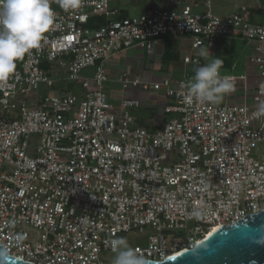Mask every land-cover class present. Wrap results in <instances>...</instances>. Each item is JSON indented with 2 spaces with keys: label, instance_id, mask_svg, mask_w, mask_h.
Segmentation results:
<instances>
[{
  "label": "built area",
  "instance_id": "obj_1",
  "mask_svg": "<svg viewBox=\"0 0 264 264\" xmlns=\"http://www.w3.org/2000/svg\"><path fill=\"white\" fill-rule=\"evenodd\" d=\"M114 1L65 11L51 0L55 21L40 46L0 81V243L25 262L111 264V240L147 225L154 232L131 247L161 261L264 209V22L247 6L222 17L213 0L199 12L153 5L119 18ZM96 17L106 21L93 26ZM166 35L189 36L194 49L243 40L259 74L251 101L201 103L189 73L154 84L122 75L126 87L164 88L175 102L156 130L136 124L138 99L115 108L106 61L134 46L152 54Z\"/></svg>",
  "mask_w": 264,
  "mask_h": 264
},
{
  "label": "crops",
  "instance_id": "obj_2",
  "mask_svg": "<svg viewBox=\"0 0 264 264\" xmlns=\"http://www.w3.org/2000/svg\"><path fill=\"white\" fill-rule=\"evenodd\" d=\"M115 1L117 2L118 0ZM194 1V6L191 5L193 10L197 12L205 10L204 0ZM258 1V5L256 2H249L245 0H235L231 4L227 5L233 9L232 13L239 10L242 6H247L251 9L252 19L257 23H263L264 7L262 5H264V2H262V0ZM260 3L262 5H260ZM151 6H142L140 11L142 12ZM113 7L120 9L118 16L134 15L124 7ZM212 9L214 11L213 4ZM218 9L220 10V8ZM228 15L230 14H227L226 16ZM102 20L105 22L106 17ZM221 40L225 43L224 46L229 45L227 48L230 52V54L226 55H224V52L221 57L217 56L216 50L209 49L211 55L208 54V47L206 45L194 49L189 36L171 35L159 38L156 41L155 51L152 54L144 47L134 46L113 55L105 63L107 72L110 76V80L106 84V89L110 100L116 102V105L113 106L118 108L121 103V99L125 97L136 98L140 101V105L132 109L136 117V124L145 126L151 130L160 129L164 127L172 115L171 113L165 111V106L167 104L174 103V99L167 96L164 88L155 89L151 87L146 90L141 85L132 84H129L126 87L122 81L119 80V78L122 75H127L130 79H140L142 82H148L151 84L162 82L169 78L172 82L177 83V81L186 73H189V79L191 80L194 76V69L196 67L211 62L216 58L225 59L222 68H225L226 71L238 69L240 74L247 76L246 80L233 85V91L230 94L225 95V99H222L219 103L250 102L253 90L259 82V74L255 64L249 60V49L246 46L248 50L247 57H243L241 55L238 56V54H235L232 50L234 45H236L237 40L241 39L221 38ZM241 41L245 46V42L243 40ZM197 49H200L199 53H195V50ZM201 53H204V55ZM188 54L198 55L201 59V64L186 62L184 57ZM225 73L228 74V72H224V74Z\"/></svg>",
  "mask_w": 264,
  "mask_h": 264
},
{
  "label": "clouds",
  "instance_id": "obj_3",
  "mask_svg": "<svg viewBox=\"0 0 264 264\" xmlns=\"http://www.w3.org/2000/svg\"><path fill=\"white\" fill-rule=\"evenodd\" d=\"M82 0H59L65 10L81 7ZM55 21L51 0H0V81L14 73L17 61L40 46ZM204 55V53H201ZM208 54L211 55L208 48ZM223 61L219 58L194 69L187 82L189 94L201 103H218L233 91L231 77L222 76ZM259 111L264 112V105ZM114 253L111 264H146L144 257L124 237L110 242Z\"/></svg>",
  "mask_w": 264,
  "mask_h": 264
},
{
  "label": "water",
  "instance_id": "obj_4",
  "mask_svg": "<svg viewBox=\"0 0 264 264\" xmlns=\"http://www.w3.org/2000/svg\"><path fill=\"white\" fill-rule=\"evenodd\" d=\"M146 264H264V209L213 230L204 240L164 260ZM0 264H32L9 254L0 243Z\"/></svg>",
  "mask_w": 264,
  "mask_h": 264
},
{
  "label": "rangeland",
  "instance_id": "obj_5",
  "mask_svg": "<svg viewBox=\"0 0 264 264\" xmlns=\"http://www.w3.org/2000/svg\"><path fill=\"white\" fill-rule=\"evenodd\" d=\"M234 1L235 0H214L213 1L214 11L221 16H226L227 14H232L233 9L231 7H229V5H227V4H231ZM245 1L256 2L257 5L259 3L258 0H245ZM194 2H195L194 0H118L117 2L116 1L113 2L112 5L124 7L126 9H128V11H130L132 14H139V13H141L140 10H141L142 6H148V5L151 6L154 4V5H159V6H165V8L179 9L186 4H190V5L194 6L193 5ZM262 2H264V0H262ZM260 5H262V4L260 3ZM262 6L264 7V5H262ZM57 7H60V6L57 5ZM218 8H220V10ZM227 46H229V45H226V47ZM199 51H200V49H197V50H195V53H199ZM232 51L235 52V54H238V56L241 55L243 57H247V55H248V50L246 48V44L244 46V43L241 40H237V43H236V45H234ZM224 52H225L224 55L230 54V52L227 50ZM220 70H221L222 74H224V72L234 73L237 75L240 74V71L238 69L226 71L225 68L221 67ZM68 83L65 82V80L64 81H58L57 86L63 87V86L68 85ZM48 90H49V92H53L52 91L53 89H48ZM223 99H225V97H223ZM110 103L112 105H116V102H114L113 100H110ZM257 150L259 153L263 152L264 151V143L259 144L257 147ZM153 232H154V229L150 225H147V226H145L143 231H141L139 229H133L127 233L120 234L119 237L126 238L129 245L134 246L137 243L138 244L146 243L147 236ZM113 256H114L113 253H109L108 254V260H112Z\"/></svg>",
  "mask_w": 264,
  "mask_h": 264
},
{
  "label": "trees",
  "instance_id": "obj_6",
  "mask_svg": "<svg viewBox=\"0 0 264 264\" xmlns=\"http://www.w3.org/2000/svg\"><path fill=\"white\" fill-rule=\"evenodd\" d=\"M123 17H126V16H119V18H123ZM102 19H104V17H96L95 19H93V21H92V25L94 26L95 24H93V22L94 21H96V22H103V20ZM223 40H219L218 41V44H217V47H216V53H217V56H220L221 57V55H222V53L224 52V51H228V48L226 47V46H224V42H222ZM221 60L223 61V62H225V59H223V58H221Z\"/></svg>",
  "mask_w": 264,
  "mask_h": 264
},
{
  "label": "bare ground",
  "instance_id": "obj_7",
  "mask_svg": "<svg viewBox=\"0 0 264 264\" xmlns=\"http://www.w3.org/2000/svg\"><path fill=\"white\" fill-rule=\"evenodd\" d=\"M215 229H217V227H216V228H214V229H212V231H213V230H215Z\"/></svg>",
  "mask_w": 264,
  "mask_h": 264
}]
</instances>
